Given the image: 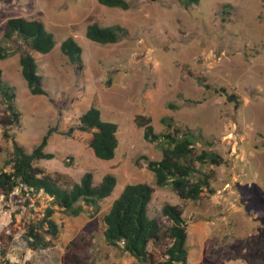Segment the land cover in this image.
Here are the masks:
<instances>
[{"label": "rangeland", "instance_id": "374dc122", "mask_svg": "<svg viewBox=\"0 0 264 264\" xmlns=\"http://www.w3.org/2000/svg\"><path fill=\"white\" fill-rule=\"evenodd\" d=\"M126 1L124 10L97 0H0V44L11 17L41 21L55 41L47 53L30 50L45 95L29 92L18 52L0 59L2 79L13 88L20 112L18 126L6 125L0 95V169H9L5 161L14 140L31 152L51 129L44 151L53 158L35 162L46 173L62 185L78 182L85 172L92 173L94 184L107 173L116 178L97 211L86 208L78 216L54 211L57 236L43 233L46 244L36 248L27 244L25 230L41 220L50 198L24 195L19 188L6 197L0 192V264H144L109 245L103 234V215L131 183L154 188L148 214L163 228L170 224L161 212L165 202L183 209L187 264H251L264 254L256 240L264 234V0H199L186 8L178 0ZM93 22L120 25L127 34L116 43L91 41L85 30ZM69 36L82 50L81 69L60 51ZM90 106L117 126L112 159L94 156L91 132L66 134ZM136 115L149 116L159 134L189 128L201 136L196 150L221 155V165L200 167L213 172V193L181 200L169 184H155L146 162L160 159L161 147L143 138ZM164 116L172 119L169 127L161 122ZM152 250L161 261L159 250Z\"/></svg>", "mask_w": 264, "mask_h": 264}, {"label": "trees", "instance_id": "16d2710c", "mask_svg": "<svg viewBox=\"0 0 264 264\" xmlns=\"http://www.w3.org/2000/svg\"><path fill=\"white\" fill-rule=\"evenodd\" d=\"M183 7L196 5L199 0H178ZM101 5L128 9L126 0H97ZM6 29L3 34L5 44H0V59L9 57L18 52V63L22 77L25 79L29 92L32 95H45L41 76L37 71V62L30 53H47L54 46V39L43 23L35 19L24 17H11L5 21ZM127 34L126 28L120 25L101 26L96 22L87 25L85 36L91 41L107 44L116 43ZM10 42L18 44L16 49L10 48ZM23 47H26L25 49ZM60 51L78 69H81L82 50L73 37L62 40ZM202 83V79H198ZM205 87H210L205 84ZM223 92L228 99H236L234 94H226L224 88L213 89ZM0 95L2 96L9 126H18L20 112L14 100L15 92L2 79L0 69ZM135 123L143 128V138L148 142L159 141L161 158L147 160L146 167L154 174L155 184L159 187L170 185L181 200H197L204 190L213 193L210 180L213 172H203L201 166L205 164L219 166L223 158L217 152L207 149L196 150L195 144L201 136H196L189 128L180 129L172 127L166 133H155L151 118L145 115H136ZM171 117L164 116L161 122L168 127ZM76 129L82 132H91L89 147L95 157L108 160L112 159L118 145L115 123L103 121L100 111L95 106H90L78 118L75 127H70L66 134ZM52 130L48 129L40 142L27 152L17 141H13V148L5 165L8 170L0 169V192L6 197L16 188L24 195L42 193L50 198V205L46 207L44 216L37 222H31L26 227L24 238L33 248L46 244L44 234L56 237L58 227L51 218L54 211L59 210L70 216H78L84 209H99V201L109 196L115 185L116 178L113 174H105L101 180L94 184L91 172H85L78 182L62 185L57 177L45 172L42 167L35 164L37 160L51 159L53 153L44 151ZM4 137L8 136L3 132ZM61 177V176H60ZM154 188L146 183L126 184L119 195L112 202L109 210L103 215L105 229L104 238L109 245L117 246L123 252L134 257L144 264H187V229L183 217V209L178 205L165 202L161 212L170 224L163 228L158 220L148 214ZM165 240L164 249L159 250V244ZM258 243L264 245V234L256 236ZM154 247L163 259L155 260ZM4 264H11L8 260ZM251 264H264V254Z\"/></svg>", "mask_w": 264, "mask_h": 264}]
</instances>
